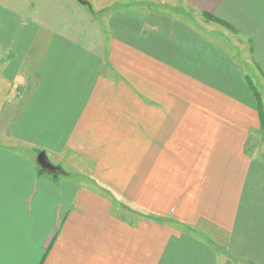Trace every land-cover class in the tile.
<instances>
[{"label":"crops","instance_id":"crops-1","mask_svg":"<svg viewBox=\"0 0 264 264\" xmlns=\"http://www.w3.org/2000/svg\"><path fill=\"white\" fill-rule=\"evenodd\" d=\"M249 64L264 0H0V264H264Z\"/></svg>","mask_w":264,"mask_h":264},{"label":"rangeland","instance_id":"rangeland-1","mask_svg":"<svg viewBox=\"0 0 264 264\" xmlns=\"http://www.w3.org/2000/svg\"><path fill=\"white\" fill-rule=\"evenodd\" d=\"M83 4L86 5L88 11H90L92 14H96L98 12L100 13V10L102 9L103 5L109 4V0H83ZM199 21H200V18L198 19V21H196L195 19V22H198L199 24H203V23H200ZM202 29L203 31H206V33H208L207 32L208 29H205L204 27ZM212 30L215 32L219 31L218 26L214 25V28ZM218 36L220 40L225 42V43H222L219 40L222 43L221 45H223V47L229 50L230 53H234V52L238 53V55L240 56V57H237L239 62L243 63L244 61L246 63L243 57L244 56L248 57L247 55L249 53L247 51V46L244 43L238 40V38H236L235 36L234 37L231 36V38L234 40L237 39V42L232 41V39L227 42L225 39H228V38L225 35L223 37V35L221 36L220 34H218ZM208 37H212V36H208ZM213 38H216V35ZM241 52L242 53L244 52L243 53L244 56H242ZM259 73L260 72H257V70H255V67L253 64L247 65L245 69L246 81L247 83L253 85L258 108L261 107L264 112V75L261 73L259 74ZM263 129H264V122H263ZM42 172H50V171H48L47 169H43ZM89 173H90L89 164L80 158L72 159L70 163V167L66 169L63 168L61 165H58V166L55 165V170L53 171V174L57 177L64 174L65 176L74 177L76 179L79 178L80 181L83 179L85 180L87 184L93 185L92 179L89 177ZM107 193L108 192L106 191V194ZM114 201H115V206L117 208V211L120 214L126 215V217H129L135 220L145 217L144 214L140 210L133 208L132 206L124 203L123 201L121 200L117 201V199H115Z\"/></svg>","mask_w":264,"mask_h":264},{"label":"water","instance_id":"water-1","mask_svg":"<svg viewBox=\"0 0 264 264\" xmlns=\"http://www.w3.org/2000/svg\"><path fill=\"white\" fill-rule=\"evenodd\" d=\"M42 169L53 170L54 167L46 160L44 153H39L36 159Z\"/></svg>","mask_w":264,"mask_h":264},{"label":"trees","instance_id":"trees-1","mask_svg":"<svg viewBox=\"0 0 264 264\" xmlns=\"http://www.w3.org/2000/svg\"><path fill=\"white\" fill-rule=\"evenodd\" d=\"M205 18H206L207 20L217 22V20H215V19L212 18L211 16L205 15ZM258 113H259V116H260V118H261V122H262V124H263V122H264V112H263V109H262L261 107L258 108ZM54 170H55V167H54V169H53L52 171H54Z\"/></svg>","mask_w":264,"mask_h":264}]
</instances>
